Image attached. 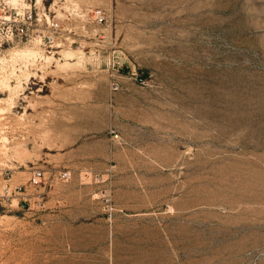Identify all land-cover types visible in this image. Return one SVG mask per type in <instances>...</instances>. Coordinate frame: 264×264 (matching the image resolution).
Listing matches in <instances>:
<instances>
[{"label": "rangeland", "instance_id": "rangeland-1", "mask_svg": "<svg viewBox=\"0 0 264 264\" xmlns=\"http://www.w3.org/2000/svg\"><path fill=\"white\" fill-rule=\"evenodd\" d=\"M27 6L46 37L0 46V264H264V0L0 16Z\"/></svg>", "mask_w": 264, "mask_h": 264}, {"label": "built area", "instance_id": "built-area-1", "mask_svg": "<svg viewBox=\"0 0 264 264\" xmlns=\"http://www.w3.org/2000/svg\"><path fill=\"white\" fill-rule=\"evenodd\" d=\"M42 17L34 15L31 6L26 8L12 7L8 17L0 16V23L4 25V33L0 35V46L5 43L14 41L15 39L30 38L37 34L42 39L45 38L43 30L35 29ZM41 178V173H37L33 179V183L37 184Z\"/></svg>", "mask_w": 264, "mask_h": 264}]
</instances>
